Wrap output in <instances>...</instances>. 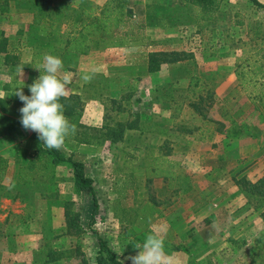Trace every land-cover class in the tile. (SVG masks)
I'll use <instances>...</instances> for the list:
<instances>
[{
  "label": "rangeland",
  "instance_id": "374dc122",
  "mask_svg": "<svg viewBox=\"0 0 264 264\" xmlns=\"http://www.w3.org/2000/svg\"><path fill=\"white\" fill-rule=\"evenodd\" d=\"M80 6L64 5L63 15H53L54 25L67 30L71 21L65 15L79 13ZM120 6V21L113 14L109 29L93 35L99 51L91 61L107 65L95 72L98 79L103 74L104 84L92 88L95 94L101 90L104 108L87 115L90 123L74 126L60 148L85 164L98 206L88 191L74 189L70 163H51L47 178L24 190L21 213L28 210L33 219L45 210L47 224L79 222L90 209L93 215L87 228H70L63 236L57 233L64 227H45L38 258L56 250L72 253V264H82L83 256L94 263L100 235L124 264H132L130 257L155 230L163 239L164 264H263L258 245L249 252L253 256H245L239 237L244 221L263 218L264 198L252 201L247 193L264 189V7L250 0H220L207 11L188 0H139L134 7L120 1ZM4 9L13 15L29 9L10 22L26 26L27 48L19 55L13 49L8 67L0 53V74L16 68L22 82L7 89L20 87L25 94L42 58L34 56V62L29 46L41 43L38 53L53 55L47 44L68 37L50 35L47 22L31 25L35 0ZM13 42L9 37V46ZM108 46L119 50L101 51ZM153 51H179L183 59L150 71ZM122 126L123 138L113 141L109 129ZM37 191L57 195L42 207Z\"/></svg>",
  "mask_w": 264,
  "mask_h": 264
},
{
  "label": "crops",
  "instance_id": "0c3cea01",
  "mask_svg": "<svg viewBox=\"0 0 264 264\" xmlns=\"http://www.w3.org/2000/svg\"><path fill=\"white\" fill-rule=\"evenodd\" d=\"M31 1L33 0H0V40L5 39L7 41L3 49L2 47L0 48V53L3 54L4 63L7 67L9 66V55L13 53V49H16L19 55L20 50H25L27 47L24 46L28 45L22 42V37L27 35L25 31L26 26L21 24L19 27H13L10 22L13 19H19V16L28 14L27 12H29V9L27 12L20 11V13H18L17 11V13L13 15V13H7V11L2 13V8L5 5L4 10H7V7L11 4L22 5L31 3ZM35 1L37 2L38 9L33 13V21L31 25L38 26L39 24L47 22L49 23L48 33L50 35H65L68 37L65 43H59L57 45H54L55 43H50L47 45L49 46V49L54 50L53 55L58 56L62 61V66L58 75L62 78L67 77L65 92L62 97L78 95L82 103V115L79 123H90V119L87 118V115H98L104 108L101 102V99L103 98L101 90L97 91L96 94L92 90V88L95 90L96 87L100 89V83L104 84L103 74L101 73V77L98 79V75L95 72L107 67L104 62L100 61L101 63L99 62L95 64L91 61L93 58L92 55L99 51L97 48L98 46L93 44V35L96 34L95 31L104 32L109 29L108 27L105 28L99 25L98 21L100 18H104L103 9L105 6L110 5L111 11L116 15L117 20L120 21V18L124 16V9L120 6V1L123 4L124 2H127L129 7H134L139 3V0ZM219 1L220 0H215V4ZM74 2L75 4H82V6H80L82 8L79 13H76L75 15L71 12L68 13L69 15H65L66 18L70 16L71 23L69 28L63 31L61 26H58V24L54 25L53 15L58 13L60 17L64 14V5L74 4ZM85 4L86 7H83ZM74 9L76 12L78 8L74 7ZM8 15H10V17H8ZM11 36L14 37V42L12 46H9L8 40ZM40 44L37 45L36 43L29 46L33 56L32 60L34 62L35 60L37 62V58H34V56L42 57L46 53L51 54L50 51L38 53V47ZM109 49L111 51L119 50L117 46L113 48H110L109 46L106 48L101 47V51L106 50V52H109ZM67 58L70 60L67 61ZM85 59L87 60L85 61ZM40 65L41 59L35 66L39 67ZM13 69L10 70V73L6 72L5 74H0V102L5 105L3 108L0 107V264H72L70 260L73 259L75 261V257L72 256V253H60L59 259L48 261L46 258H38L35 251L38 250L36 249V245L40 243V239L45 237L43 230L45 227H64L65 231H59L57 233L63 236L64 232H68L71 228V226L69 228L68 221L65 219H52L49 221V224H47V221L44 219V217L46 218L45 210H39V216H34L33 214V217H37L33 219L28 218V210H25V215L21 213L23 209L20 206H24V203L27 202L23 196L24 190L29 191V185L35 182L39 183L47 178L48 172H50L48 167H51L52 157L49 158L41 152V149L49 148L43 144L37 134H34L36 132L25 129L20 123L21 113L19 112V109L22 107L23 102L15 92L11 89H7L9 88L8 84L15 88V85L18 86V84L22 83L16 74L14 75L16 70ZM40 74L41 72L38 70L37 78ZM31 80L30 84L35 81L34 78ZM25 94L30 95V92ZM119 95L120 93L115 96ZM91 107H94L93 109L97 108V111H91ZM63 112L70 122V118L65 114L64 107ZM77 125L78 124H74V126ZM74 126L72 127V130L74 129ZM72 130H70L69 133ZM59 148H61V146ZM63 154L65 155L64 151ZM70 179V182L73 183V187L76 190L77 188L74 177L73 179ZM262 179H264V177H262ZM59 180L61 181L62 179L59 178ZM8 189L10 191H8ZM1 190H3V192ZM82 192L85 194L87 191L83 190ZM235 192L237 193L238 190L235 189ZM38 195L41 197L39 204L41 203V206L44 207L47 202L46 199H52L50 197L56 196L57 193L52 194L42 191L38 192ZM247 195L251 196L250 198L252 201L258 200L259 197L264 198V189L261 191L257 189L249 190ZM246 200L249 199L246 198ZM235 202H237V200L233 201V203ZM12 205L17 206L18 209H13L12 211L10 209V206ZM262 210L263 218L261 220L244 221L243 223V227L246 230H243V233H241L239 238L246 244V247L243 248L245 249V256H253L254 253L251 254L249 252H252L251 250H254L256 245L260 248L256 252L261 251L264 255V208ZM92 215L93 209H90L87 214L81 217V220L77 222V225L82 228H87L92 219ZM238 224H235L232 227H237ZM29 228H36V233H29L25 230Z\"/></svg>",
  "mask_w": 264,
  "mask_h": 264
},
{
  "label": "clouds",
  "instance_id": "9594fccd",
  "mask_svg": "<svg viewBox=\"0 0 264 264\" xmlns=\"http://www.w3.org/2000/svg\"><path fill=\"white\" fill-rule=\"evenodd\" d=\"M61 66L62 61L58 56L44 54L41 65L36 67L41 74L28 85L30 95L24 94L22 88L15 91L23 102L19 109L21 125L35 131L48 148H59L72 130L60 103L67 83V77L58 75ZM137 248L139 252L130 257L132 264H164L163 239L155 230H150Z\"/></svg>",
  "mask_w": 264,
  "mask_h": 264
},
{
  "label": "trees",
  "instance_id": "16d2710c",
  "mask_svg": "<svg viewBox=\"0 0 264 264\" xmlns=\"http://www.w3.org/2000/svg\"><path fill=\"white\" fill-rule=\"evenodd\" d=\"M190 3L196 6H200L205 11L215 9V0H188ZM253 4L264 7V3L260 0H250ZM113 11L110 9V5L105 6L103 9L104 18H100L98 24L106 27L107 22L112 20ZM211 16L207 17L209 19ZM116 20V19H115ZM7 41L5 39L0 40V48L5 46ZM1 49V50H2ZM8 57V55H7ZM10 58V55H9ZM183 59L182 52L179 51H153L149 53L148 57V68L150 71L157 70L160 68L161 64L164 62H177ZM60 103L65 108V114L68 118H70V124L73 127L74 124L80 125V118L82 115V103L78 95H72L70 97H61ZM77 125V126H78ZM115 137H113V141H117L124 136V127H119L118 129H109ZM3 135V134H2ZM38 135V134H37ZM89 140V139H87ZM41 152L45 154L47 157H52V163L54 161H66L70 163L74 173V180L77 190L80 191H88L92 197L95 205V209L98 206V198L97 193L94 187V179L86 173L85 164L82 161L75 160L73 157H66L60 150V148H49V149H41ZM1 160V158H0ZM94 209V210H95ZM77 220L69 219V228H81L77 225ZM99 239V249L96 256V261L93 264H124L123 261L120 260L116 251H114L107 241L103 239L100 235ZM52 250L49 251L50 256L48 257V261H55L60 258L61 251ZM82 264H91L87 257H82Z\"/></svg>",
  "mask_w": 264,
  "mask_h": 264
}]
</instances>
